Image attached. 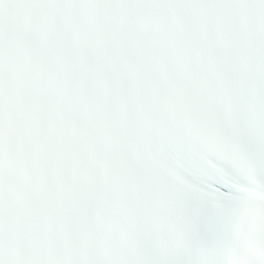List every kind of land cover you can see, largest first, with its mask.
<instances>
[{"label":"snow or ice","instance_id":"obj_1","mask_svg":"<svg viewBox=\"0 0 264 264\" xmlns=\"http://www.w3.org/2000/svg\"><path fill=\"white\" fill-rule=\"evenodd\" d=\"M0 264H264V0H0Z\"/></svg>","mask_w":264,"mask_h":264}]
</instances>
